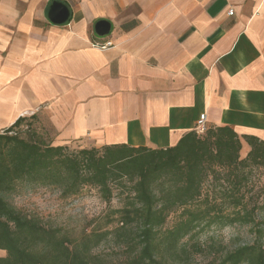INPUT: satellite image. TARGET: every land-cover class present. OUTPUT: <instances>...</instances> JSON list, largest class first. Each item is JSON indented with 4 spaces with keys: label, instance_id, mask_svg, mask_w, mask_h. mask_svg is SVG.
I'll return each instance as SVG.
<instances>
[{
    "label": "crops",
    "instance_id": "1",
    "mask_svg": "<svg viewBox=\"0 0 264 264\" xmlns=\"http://www.w3.org/2000/svg\"><path fill=\"white\" fill-rule=\"evenodd\" d=\"M201 114L264 141V0H0V133L30 116L54 146L164 150Z\"/></svg>",
    "mask_w": 264,
    "mask_h": 264
},
{
    "label": "trees",
    "instance_id": "2",
    "mask_svg": "<svg viewBox=\"0 0 264 264\" xmlns=\"http://www.w3.org/2000/svg\"><path fill=\"white\" fill-rule=\"evenodd\" d=\"M32 130L22 117L0 133V264H189L196 255L204 257L198 264H264V223L254 222L264 203L259 207L242 192L248 182L243 171L264 168V141L243 136L249 147L243 159L242 140L228 127L189 132L164 150L112 145L70 151L39 133L20 138ZM209 177L219 183L210 195L202 191ZM16 182L58 187L63 198L90 186L106 203L115 184L129 191V201L110 211L116 218L71 238L7 201L3 193ZM176 211L174 225L163 229ZM214 224H251L255 238L230 250L189 242ZM107 245L110 252H94Z\"/></svg>",
    "mask_w": 264,
    "mask_h": 264
},
{
    "label": "rangeland",
    "instance_id": "3",
    "mask_svg": "<svg viewBox=\"0 0 264 264\" xmlns=\"http://www.w3.org/2000/svg\"><path fill=\"white\" fill-rule=\"evenodd\" d=\"M32 131H23L20 138L29 140L32 134L39 133L44 136L46 141H49L52 133L39 128L38 122L34 119H29ZM26 127V126H25ZM25 127H23L25 129ZM70 151H77L84 147L80 144H67ZM246 152L240 151V158H245ZM224 176L226 170H220ZM243 173L247 176L248 182L242 192L246 198H253V202L257 201L259 207L264 203V168L247 167ZM213 177H209L202 187L203 194H211L212 190L219 187V183H214ZM113 194L109 203L104 202L100 197L98 189L90 186H83L80 190L70 197L63 198L61 189L58 187H43L32 186L22 182H16L14 189L9 192H4L3 195L7 201L19 212L37 217L46 226L57 227L63 233L71 238H77L82 232H88L93 227H99L110 219V211L126 205L129 201L128 190L118 189V186L113 184ZM223 186V185H222ZM224 186H228L224 183ZM221 199H218L220 208L222 206ZM254 204V203H252ZM224 205V204H223ZM178 212L171 213L166 219L163 229L171 228L176 222ZM254 222L256 224L264 223V207L258 209L255 213ZM254 223V224H255ZM115 225V224H113ZM226 225L220 226L217 224L209 227L203 226L201 231L196 236L189 238V242L198 241L201 245L214 249L230 250L241 244H248L253 241L254 234L252 225ZM188 242V243H189ZM264 243V239L262 241ZM111 250V245L102 246L94 250L95 253H108ZM4 252L0 251V255ZM204 257L195 256L189 264H198L204 262Z\"/></svg>",
    "mask_w": 264,
    "mask_h": 264
},
{
    "label": "water",
    "instance_id": "4",
    "mask_svg": "<svg viewBox=\"0 0 264 264\" xmlns=\"http://www.w3.org/2000/svg\"><path fill=\"white\" fill-rule=\"evenodd\" d=\"M49 18L54 24H63L69 18V12L66 6L61 3H53L49 12ZM110 24L106 21H99L95 25V32L99 36H105L109 34Z\"/></svg>",
    "mask_w": 264,
    "mask_h": 264
},
{
    "label": "built area",
    "instance_id": "5",
    "mask_svg": "<svg viewBox=\"0 0 264 264\" xmlns=\"http://www.w3.org/2000/svg\"><path fill=\"white\" fill-rule=\"evenodd\" d=\"M228 15H232V10L228 11ZM93 46H95L96 48L100 49V50H106L110 47H112V43L110 41H107L105 43H94ZM207 124H206V119H205V115L201 114L198 118V120L196 121L195 127H194V132L197 135H202L207 131Z\"/></svg>",
    "mask_w": 264,
    "mask_h": 264
}]
</instances>
